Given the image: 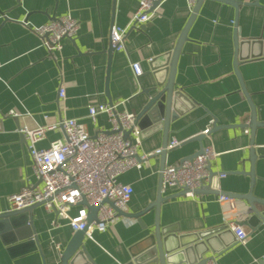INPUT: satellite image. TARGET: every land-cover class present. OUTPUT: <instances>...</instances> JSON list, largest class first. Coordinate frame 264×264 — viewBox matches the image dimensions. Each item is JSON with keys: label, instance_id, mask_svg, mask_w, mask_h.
<instances>
[{"label": "crops", "instance_id": "crops-1", "mask_svg": "<svg viewBox=\"0 0 264 264\" xmlns=\"http://www.w3.org/2000/svg\"><path fill=\"white\" fill-rule=\"evenodd\" d=\"M231 1L238 7L227 1L202 0L182 45L175 87L196 103L170 123L167 145L173 140L180 144L168 149L164 158L155 153L141 169L131 168L119 177L121 183L134 188L125 210L140 212L157 198L163 165H174L203 146L212 145L218 152L212 169L225 173V177L214 175L212 182L194 197L184 195L178 188L163 190L168 198L161 205V223L177 225L181 234L226 225L228 205L217 199L219 192L252 193L264 199V127L252 133L249 100L250 97L254 103L257 120L264 123V54L256 56L263 46L244 47L240 53L243 60L235 63L237 31L242 41L264 40V0ZM138 3L139 0H0V207L4 211L11 210L7 197L26 184L42 187L20 127L34 128L77 118L95 135L109 130L111 123L106 113L91 118L89 106L114 103L120 111L126 109L139 115L149 101L145 90L156 87L158 81L167 82L163 66L169 58L164 55L176 47L194 7L188 0H163L146 27L129 31L124 39L126 47L115 50L111 29L126 26ZM66 13L77 18L80 31L75 38L64 40L62 52L53 56L41 44L35 28ZM153 59H157L156 63L151 62ZM134 62L141 64L139 76L133 71ZM152 66L159 68L153 71ZM62 85L66 88L64 100L59 97ZM243 85L248 93L243 91ZM215 122L221 127L206 134ZM46 133L37 144L40 148L65 138L58 128ZM201 134L206 136L197 139ZM165 137L163 128L142 130L138 155L163 148ZM253 149L256 156L252 159ZM248 208L246 200L236 198L235 209L250 233L248 241L239 243L232 230L224 232L221 240L229 245L218 252L209 251L206 258L216 257L222 264H264V223H248ZM75 212L76 207L71 213ZM143 219L146 227L136 218L121 216L106 231H94L93 238H86L89 255L97 264H127L134 251L144 254L147 244L143 240L153 228L154 210ZM33 221L34 237L40 241L42 251L24 249L21 243L6 244L4 235H0V264L60 263V255L75 231L44 204L33 210Z\"/></svg>", "mask_w": 264, "mask_h": 264}, {"label": "built area", "instance_id": "built-area-1", "mask_svg": "<svg viewBox=\"0 0 264 264\" xmlns=\"http://www.w3.org/2000/svg\"><path fill=\"white\" fill-rule=\"evenodd\" d=\"M160 0H139L138 9L126 26L115 25L111 29V43L115 50L126 47L124 39L132 29H141L150 21L154 3ZM196 0H188L194 7ZM80 23L71 13L53 17L49 22L36 27L41 44L49 54H60L64 48L63 41L75 38L80 31ZM134 73H142L140 62L132 63ZM66 88L62 85L59 97L66 98ZM118 104L99 103L89 106L88 114L95 119L99 114H108L111 128L98 134H91L83 122L77 118H64L51 125L34 128L22 126L19 131L27 140V151L32 159V168L42 187L26 184L18 193L9 195L11 210H19L42 202L49 211L61 215L73 231L85 230V238H93L94 231H106L118 217V209L125 211L130 202L134 188L131 184L121 183L119 177L131 168L143 167L149 156L161 153L145 152L141 157L138 149L142 144V130L137 124L138 115L126 109L118 110ZM12 116L17 113L10 112ZM0 118V130L2 129ZM61 129L64 139L52 140L45 148L37 146L43 140L47 130ZM210 130V129H209ZM209 130L206 131L208 134ZM130 131L126 136L125 132ZM249 131V129H247ZM180 141L173 140L166 147L175 148ZM218 152L212 145L205 146L203 151L193 158H183L176 164L166 165L162 171L163 190L179 189L184 195L194 197L197 190L203 189L212 182L214 175L225 177V173L214 172L212 160ZM217 199L228 205L225 210V223L233 231L236 240L245 244L250 236L243 217L236 211V198L219 193ZM98 207L96 219L88 225V209L82 202ZM106 200H108L106 202ZM76 207V212L71 213ZM4 210L0 207V214ZM58 248L63 246L58 243ZM264 261V255L261 257ZM203 264H222L216 257L207 258Z\"/></svg>", "mask_w": 264, "mask_h": 264}, {"label": "water", "instance_id": "water-1", "mask_svg": "<svg viewBox=\"0 0 264 264\" xmlns=\"http://www.w3.org/2000/svg\"><path fill=\"white\" fill-rule=\"evenodd\" d=\"M161 1V0H160ZM157 1L154 3V8L160 3ZM223 2H230L238 7V4L231 0H221ZM202 0H196L195 6L188 20V24L181 33L178 43L174 50L164 55L165 59L169 58V62L164 64V71L167 72V82L165 84L160 81L157 82L156 87L146 89L145 93L149 97V101L140 111L137 117V124L139 129L147 130L152 129L156 131L159 128H163L166 137L163 142V149L161 151L162 158L165 157L167 149V133L169 132L170 123L175 121L180 115H183L192 105H195V101L191 99L181 89H177L176 86V70L178 57L184 43L187 38V33L196 19L200 9ZM146 25H143L141 29H144ZM238 28V26H237ZM132 30V29H131ZM130 30V31H131ZM236 42V61L238 64L239 60L243 57L240 55L244 47L249 46H263L256 56L264 54V40H240L238 37V31L235 34ZM157 59H153L151 62L156 63ZM158 66H152V70H158ZM243 84V83H242ZM243 91L246 92L245 86L243 85ZM248 93V92H246ZM250 106L252 109V133L254 134L258 127H264V123L257 120L256 109L254 103L250 99ZM221 127L214 123V126L209 130L208 135L217 128ZM214 128V129H213ZM126 136L130 135V131L125 132ZM206 134L196 136L197 139H203ZM204 146L196 152L193 156L201 153ZM256 156L255 150L251 152V158ZM165 165L161 169L160 186L157 198L154 202L150 203L147 207L137 213H130L122 210L118 211V217H130L139 220L142 227H146L143 216L154 210L155 222L153 228H151L148 237L143 241L147 244L145 253L136 252L133 253V258L127 262V264H203L206 261L205 255L209 251L218 252L223 250L229 244L222 241V233L231 231L227 225L216 227L211 230L198 231L196 233H180V228L177 225H163L160 218V209L162 203L168 198L163 195V175L162 171ZM203 189L197 190L196 194L202 192ZM184 194V192H182ZM223 193V192H219ZM218 193V194H219ZM227 194V193H224ZM234 198L244 199L248 202V214L250 216L248 223L252 226L258 225L261 222L264 223V199L260 198L252 193L245 194H227ZM108 200H106L107 202ZM87 206L88 209V225L96 219L98 207L89 205L85 200L82 202ZM43 204L37 202L31 207H27L19 210L3 211L0 214V235L3 236L6 244H20V247L24 249L42 251V245L38 239L34 237V221H33V210ZM257 205L263 207L260 209ZM87 229V227H86ZM85 229V230H86ZM85 230L75 231L71 237V240L65 246L61 253V261L59 264H97L95 259L89 255L88 248L86 245V238L84 236ZM10 232V235L8 234ZM7 236V237H6ZM137 246V245H136ZM134 246V247H136Z\"/></svg>", "mask_w": 264, "mask_h": 264}]
</instances>
